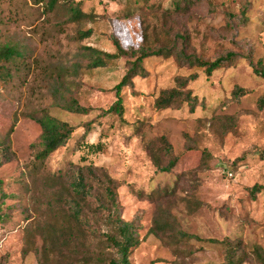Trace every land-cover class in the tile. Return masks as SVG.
Instances as JSON below:
<instances>
[{
  "label": "rangeland",
  "instance_id": "374dc122",
  "mask_svg": "<svg viewBox=\"0 0 264 264\" xmlns=\"http://www.w3.org/2000/svg\"><path fill=\"white\" fill-rule=\"evenodd\" d=\"M80 1L90 18L68 22L63 9L47 13L33 0H0V42L26 53L11 77L0 74V138L12 129L14 151L0 167L6 194L0 264H110L117 252L102 235L108 230L101 205L105 173L114 180L122 217L137 220L141 243L131 250V264L226 262V246L210 238L239 245L242 264H264V189L251 193L256 183L264 185V77L256 72L264 71V0H203L188 10L173 0ZM89 28L93 34L81 38ZM113 37L125 49H172L168 57L146 58L144 70L123 87V113L107 110L136 57L89 68L84 52L86 46L115 52ZM180 51L210 60L234 52L236 58L208 75L180 62ZM56 76L62 95L78 99L88 113L59 106ZM180 76H195L187 87L197 96L195 110L188 102L157 107L161 91ZM238 86L246 91L239 97ZM43 110L74 131L38 162L33 143L42 130L30 115ZM163 135L179 156L171 172L157 165L171 158ZM91 143L102 148L92 150ZM80 171L94 186L82 214L95 235H83L71 218L69 185ZM156 222L159 235L152 232Z\"/></svg>",
  "mask_w": 264,
  "mask_h": 264
},
{
  "label": "trees",
  "instance_id": "16d2710c",
  "mask_svg": "<svg viewBox=\"0 0 264 264\" xmlns=\"http://www.w3.org/2000/svg\"><path fill=\"white\" fill-rule=\"evenodd\" d=\"M203 0H173L176 8L188 10L190 7L202 2ZM36 5H41L43 11L47 13L54 12L56 10L63 9L66 14V20L68 22L81 21L85 18H90L91 14L86 13L82 9V1L80 0H33ZM93 34V29L89 28L87 30L80 31V37L85 38ZM114 44L117 48L115 52L105 51L97 47L86 46L85 54L88 58L86 62L89 68L103 67L108 61L120 58L122 56H135V60L132 61V66L129 72L124 76L121 82L116 85L117 90V100L107 111H117L123 113L124 104L123 96L121 94L122 89L126 85H131L133 83V77L139 75L143 70V61L150 56L158 57H168L172 55V49H167L165 47L148 49L147 47H140L138 49H125L117 37H113ZM26 56L25 51L16 44H11L9 42H0V74L1 76L11 77L13 73L10 71L12 66H18L20 61H24ZM178 60L182 63H188L191 66H201L205 68L208 75H211L213 71L223 67L226 63H231L236 58V53L228 52L226 55L219 56L213 60L204 59L200 56L187 54L185 51H180L177 53ZM77 65V63H76ZM18 69V67H16ZM68 69L67 66H61L60 70ZM5 71V72H3ZM256 72L264 77V71L261 69H256ZM195 78V76H180L177 78V85L171 88H165L161 91L160 95L156 99V106L159 108L168 107H180L184 102L191 104V110H195V101L197 96L193 95L191 89H188L189 82ZM63 86L61 76L55 77V85L53 88L54 96L57 103L62 108L75 113H88L89 108L83 106L79 103L76 98H67L62 95L61 87ZM245 89L243 87H236L234 94L236 96H242L245 94ZM61 94V95H58ZM264 104V97L262 98V105ZM41 127V134L33 143L35 148V159L36 161L44 162L51 153L56 151L58 148L67 144L74 131V126L68 121L61 120L56 116L49 113L47 110L41 111L40 115H30ZM11 133L10 129L7 134L0 138V167L5 163L11 161L14 157V151L11 145ZM163 142V150L166 154L170 155L171 158L167 164L161 165L157 163L161 171L171 172L174 167L177 166L179 161V156H173V147L170 144L166 135L161 137ZM89 148L92 150L101 149V143H91ZM264 156V153H263ZM91 175H96L95 170L90 167L88 169ZM96 177V176H94ZM103 181L104 191L103 198L101 200V205L108 212L105 214L106 224L108 230L102 235L105 242L109 246L116 249L117 256L110 259V264H131L130 253L131 250L137 247L141 243V238L138 232L137 220H127L122 217L120 212V203L118 200V194L116 191V186L114 180L108 175L104 174ZM3 183L0 180V223L4 220L5 212L2 208V203L6 194L2 189ZM71 191V218L78 224L79 232L83 235L88 232L96 234L95 230L89 231L90 228L87 224V219L83 217V202L93 194V184L87 177L84 171L77 172L74 176L73 181L69 185ZM264 189V185L256 183L251 188V193L255 195ZM161 225L159 222L155 223L152 227V232L159 235L161 231ZM183 238L197 237L196 235L190 233H182ZM210 242L219 243L226 246V262L222 264H242L246 260L245 253H238L240 248L239 245H233L229 239L219 240L216 238L208 239ZM256 254L262 258L263 254L258 247L256 249Z\"/></svg>",
  "mask_w": 264,
  "mask_h": 264
}]
</instances>
